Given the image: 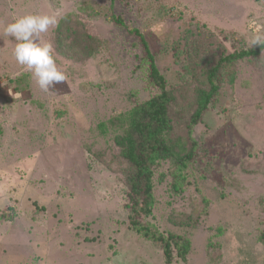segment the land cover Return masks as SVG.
I'll return each mask as SVG.
<instances>
[{
	"label": "rangeland",
	"instance_id": "1",
	"mask_svg": "<svg viewBox=\"0 0 264 264\" xmlns=\"http://www.w3.org/2000/svg\"><path fill=\"white\" fill-rule=\"evenodd\" d=\"M172 1L0 0V264H164L162 246L131 228L126 165L111 134L99 130L157 93L140 60V38L113 18L164 55L162 40L176 38L189 16L204 36L220 42L223 30L244 47L264 29V0ZM26 14L68 18L75 36L85 30L100 42L87 58L88 43L72 39L74 61L57 51V26L42 33L38 42L51 43L67 77L47 93L14 59L15 39L3 34L13 16ZM223 43L232 50L229 40ZM157 64L168 88L182 83L180 65ZM24 74L26 89L11 86L10 79ZM180 110L174 111L181 126L188 114ZM194 137L199 156L192 184L180 197L157 185L152 215L138 221L159 232L186 229L190 252L183 261L173 248L172 264H264L258 241L264 232V51L233 89L221 90ZM171 215L178 224L169 222Z\"/></svg>",
	"mask_w": 264,
	"mask_h": 264
},
{
	"label": "trees",
	"instance_id": "2",
	"mask_svg": "<svg viewBox=\"0 0 264 264\" xmlns=\"http://www.w3.org/2000/svg\"><path fill=\"white\" fill-rule=\"evenodd\" d=\"M116 1L121 0H111V6ZM177 1H172V4ZM67 21L68 18L62 19L55 30L57 51L62 56L69 54L71 59L79 61L72 49L74 43L71 40L75 39L78 43L87 42L88 47L83 55L93 57L94 49L100 42L90 37L85 30L78 37L75 36ZM113 21L130 35L140 38L143 47L140 60L147 66L149 81L157 93L127 112L101 123L99 130L103 136L111 134L112 146L126 165L123 179L129 200L127 208L130 211L131 228L144 239L162 246L164 264H172L173 248L177 250L178 257L185 261L191 248L186 229L159 232L152 230L148 224H141L138 219L152 215L157 203V185L165 183L171 197H180L192 184L190 179H193L192 173L199 156L194 128L214 106L221 90L224 87L234 88L243 68L264 51V44L252 47L235 45L230 39L231 34L223 30L217 33L220 42L215 41V37L210 34L204 36L199 22L189 16L183 29L176 33V38L168 40L164 37L162 40L167 53L164 55L161 49L153 52L145 38L137 30H128L121 18H113ZM226 40L230 41L232 50L223 43ZM158 59L170 60L182 67L180 71L185 78L181 84L167 87L157 64ZM9 82L11 86L28 87L25 74ZM179 108L185 109V115L188 114L181 126L176 125L174 111L181 115L183 112ZM88 150L90 153L91 148ZM172 216L169 217L171 224L181 220H175ZM185 225L189 227L190 222ZM258 241L264 245V232L260 233Z\"/></svg>",
	"mask_w": 264,
	"mask_h": 264
},
{
	"label": "clouds",
	"instance_id": "3",
	"mask_svg": "<svg viewBox=\"0 0 264 264\" xmlns=\"http://www.w3.org/2000/svg\"><path fill=\"white\" fill-rule=\"evenodd\" d=\"M58 24L56 15L26 14L13 16L12 22L3 26V34L17 42L12 51L14 59L31 73L38 87L46 93L67 79L56 66L51 43L38 42L42 33ZM261 44H264V29L254 32L250 39L251 47Z\"/></svg>",
	"mask_w": 264,
	"mask_h": 264
}]
</instances>
